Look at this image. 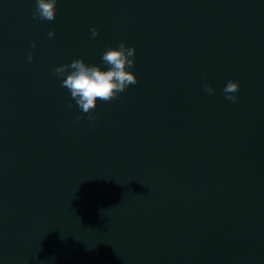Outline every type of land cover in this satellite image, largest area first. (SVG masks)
<instances>
[{
  "label": "water",
  "instance_id": "1",
  "mask_svg": "<svg viewBox=\"0 0 264 264\" xmlns=\"http://www.w3.org/2000/svg\"><path fill=\"white\" fill-rule=\"evenodd\" d=\"M34 6L0 0V264H264V0ZM122 40L138 83L89 122L52 69Z\"/></svg>",
  "mask_w": 264,
  "mask_h": 264
},
{
  "label": "clouds",
  "instance_id": "2",
  "mask_svg": "<svg viewBox=\"0 0 264 264\" xmlns=\"http://www.w3.org/2000/svg\"><path fill=\"white\" fill-rule=\"evenodd\" d=\"M57 0H35V6L32 12L34 20L54 21L57 12ZM92 37H96L98 29H90ZM49 38L55 36V31L50 30L47 33ZM32 48L36 47L33 41ZM136 49L134 46H128L126 41H120L117 47H107L101 61L106 65L102 69L99 65L88 64L81 58L71 60L70 63L59 65L52 69L53 73L60 78V86L70 92V102L68 107H72L71 101H75L80 112L86 115L89 122L98 120L95 114L97 102L109 103L119 99L120 95L127 91L129 86L138 83L136 74L130 69L135 67ZM34 54L29 52L27 60L32 62ZM203 90L208 95H214L216 89L207 83V77H204ZM240 84L238 81L229 80L222 89L224 98L235 103L238 97L235 93L239 92ZM84 115L75 117L79 122Z\"/></svg>",
  "mask_w": 264,
  "mask_h": 264
}]
</instances>
